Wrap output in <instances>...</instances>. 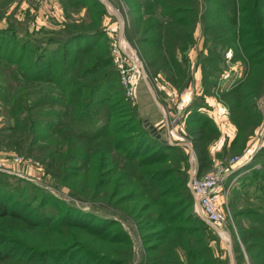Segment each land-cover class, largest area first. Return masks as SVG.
<instances>
[{"label": "trees", "instance_id": "1", "mask_svg": "<svg viewBox=\"0 0 264 264\" xmlns=\"http://www.w3.org/2000/svg\"><path fill=\"white\" fill-rule=\"evenodd\" d=\"M10 1L3 0L0 5ZM84 4L83 0H61L64 10L67 6H77L80 10ZM129 6L135 16L130 20L129 27L126 23L124 25L126 38L139 50L147 68H152L153 75L164 72L174 86L189 87L193 82L191 72L187 71L185 78H181L186 68L177 62V54L187 48L197 25L202 26L204 32L214 31L216 37L222 33L225 38L223 43L230 46L237 59L250 64L246 82L216 96L227 108L226 116L235 128L230 147L224 145L218 157L224 158L227 152L240 147L243 149L249 136L260 125V113L253 100L264 92V0H133ZM212 6L216 7L215 11L211 9ZM92 8L86 11L87 21L68 22L63 32L41 30L44 37L34 39L37 46L17 43L22 48L18 58L2 52L13 50L15 43L0 46V74H6L3 79L6 82L9 77L17 82V87L9 85L4 88L0 85V90L6 92L0 99L14 124L0 130V145L33 156L46 175L66 185L82 173L93 174L92 189L87 192L79 189L74 193L73 196L79 200L98 199V193L105 184L107 186L110 174L117 170L120 186L134 183L136 189L124 194L120 204L140 196L146 198L133 213L146 253L139 264H227V255H222L219 245L220 242L224 245L220 237L194 211L187 173L181 170L185 157L178 145H171L162 138L164 129H155V135H152L140 127L135 115L136 108L127 106L121 97L119 125L114 123L112 129L94 132L85 129L90 108L98 104H101L106 119L115 120L114 114L118 113L113 107L116 98L110 103L105 102L103 96L107 94L106 88L113 87L114 95L123 96L116 86L109 85L118 74L116 69L103 70L101 67L102 64L106 68L112 64L108 55L101 53L103 46L96 52L89 49L87 43L80 44L81 41L104 36L103 31L96 28L100 20L95 18L104 10ZM214 13L217 17H214ZM213 20L216 27L209 24ZM10 24L5 29L0 28V39L15 34ZM85 26L87 29L81 30ZM208 39V42L217 40L213 36ZM208 42L206 37L205 43ZM44 43L57 44V47L45 49ZM70 47H74L72 53L62 51ZM214 52V49H209L208 57L200 56L193 66L200 69V88L182 117L183 122L187 123V135L200 175L211 169L213 157L210 145L220 137L214 120L200 111L216 78L215 64L218 62L213 56ZM166 53L169 59L165 57ZM48 65H51L50 69ZM21 81L26 90L25 99L18 88ZM10 88L18 89V93H8ZM53 90H56L55 94ZM34 91L36 95L28 100L27 97ZM42 123L49 132L47 140L41 147H34L36 137L32 134L35 126ZM9 129L20 131V136L22 130L27 132V139L18 138L16 133H2ZM118 132L120 136L114 135ZM149 148L154 152L147 151ZM164 150H175V160L179 165L174 163L173 167H167V162L172 158L167 162L159 160L157 156ZM142 151L145 154L140 156ZM177 155L179 160L176 159ZM258 157L261 158L257 153L253 159ZM261 167L263 173L258 175L260 183H252L259 192L258 202H249L238 208L234 199L230 201L234 219L246 217L250 221L247 227L237 223V236L244 244L246 256L252 264H264V161ZM117 190L118 185L111 192ZM11 192L14 191L0 189V264H132L131 241L118 222L112 221L113 227H107L104 225L105 219L61 201L60 208H57L61 215L53 223L56 217H49L39 209L42 202L29 207L28 195ZM39 196V201L43 198L44 202L53 198L45 193ZM190 207L193 208V215L188 211ZM240 209L245 211L236 215ZM184 212L191 217L179 222ZM86 218L89 219L87 224L98 225L84 224L82 221ZM13 224L21 227V230L19 227L16 229L26 238L4 233L3 230L13 227ZM73 250L85 254V258H74L71 256ZM234 258L247 264L237 247Z\"/></svg>", "mask_w": 264, "mask_h": 264}, {"label": "rangeland", "instance_id": "2", "mask_svg": "<svg viewBox=\"0 0 264 264\" xmlns=\"http://www.w3.org/2000/svg\"><path fill=\"white\" fill-rule=\"evenodd\" d=\"M84 1V8L80 9L76 6H67L66 9L61 5V0H21L19 4L16 5V8H12L9 13L3 14L5 10H7L10 7L4 6L2 10L0 9V18L4 15L5 21L0 22V28L5 29L9 27V24L14 27L15 34L12 37H9L7 39H0V46L5 45L10 46L13 45L15 47L12 49L2 50V52L5 55H10L13 58L19 57V52L22 50L18 44H35L36 42L34 39L37 37H44V32L41 30L47 29L48 32H63V29L66 28V24L68 22H77L81 19L88 20L87 18V10H89L91 7L94 9L99 10L100 8L104 10L103 14H99L95 18L100 20V24L96 27L98 30L103 31L104 36L102 38H94L89 41H81L80 44L87 43L86 46L89 47L92 51H100L102 49L101 46H103L102 54L105 53L108 55L110 61H111V67L103 66L101 65L102 69H113L115 70V62L112 60L114 58L112 54L111 49V42L113 41V38L117 37V32L119 31V22H121V26L123 28V36L125 40L130 44L132 50L134 51L135 55L139 58V60L143 64V68L145 71V78H138L137 84H136V91L135 95L132 98L125 97L123 93V89L120 83V79L118 74L115 76L114 81L110 82L109 85L116 86V89H118L121 92V95H114V88L108 87L107 94L103 97L106 98L104 100L107 103H110L116 98V101L114 102V108L117 109L118 113L114 114L113 121H110L105 118L102 106L101 104L92 106L89 110V114L86 116V124L85 129H89L90 131L94 132L99 129H112L114 126V123L116 125L120 124V97L123 100V103H126L127 106L133 108H136V119L137 123L140 125V127H143L145 130H148L145 126V123H148L152 128L158 131H161L160 128L164 129V132H160L161 136L164 140L169 142L166 132L167 129L164 126V116L162 112L159 109V106L157 105L155 99H158L161 103L160 104H166L168 105V100L163 103L165 100V97L170 98L174 95L175 92L181 91L184 87L181 85L174 86L173 83H171L168 79V77L165 75V73H160L158 75H153L151 69L147 68L145 61L143 60L142 56L139 53V50L132 45V43L126 38L124 34V25L126 23L127 27L130 26V20L132 19L135 14L132 12L129 2H132L133 0L129 1H123V0H102L105 1L110 5V10H107V7L105 6L104 2L101 0H83ZM44 2L50 4L49 11L48 9H43ZM21 3H23V8H20ZM45 3V4H46ZM60 4V8H56L55 12H51L53 9L54 4ZM32 5L34 9L29 8V6ZM48 5V4H46ZM6 7V8H5ZM80 7V6H79ZM92 8V9H93ZM18 9V10H17ZM59 9V10H58ZM91 9V10H92ZM211 9L213 11L216 10V7L212 6ZM112 10V11H111ZM67 13V17H66ZM90 14V13H88ZM95 14V10L93 12V15ZM214 17H217V14H213ZM118 16V18H117ZM119 19V20H118ZM9 22V24H8ZM209 24L215 26L216 22L215 20L209 22ZM132 26V24H131ZM202 26L197 25L196 29L193 32V37L191 39V42L187 43V48L177 54V62L179 65H184L186 70L180 75L181 78L184 79L185 75L189 72H192L193 64L198 63L199 57H208L209 49H214V58L218 64H215L216 67V78L213 80L214 85L210 88V91L208 93V96L217 99L216 96L220 94L222 91L235 87L239 84H242L244 81L246 82V79H248L250 74V64L248 62H241L237 59V57L234 55V52H232V49L229 45L224 44V36L222 33L220 34V37L215 36L214 31H207L204 32L201 28ZM216 27V26H215ZM87 29L86 26L81 28V30ZM50 33H47L50 35ZM56 35V34H55ZM63 35V33H62ZM61 35V36H62ZM215 38L217 40H213L212 42H208L210 38ZM207 37V42H206ZM45 49H49L52 47H55L57 44H43ZM35 46H37L35 44ZM57 47V46H56ZM38 49V48H37ZM73 52L74 47L65 48L62 50ZM49 57V56H47ZM165 57L169 59V54H165ZM201 57V58H202ZM7 58V57H6ZM101 59H104V57H101ZM250 63V62H249ZM49 69L51 68V65L47 66ZM13 67L11 68V70ZM183 69V68H182ZM167 72V70H165ZM117 73V72H116ZM6 78V74L2 75L0 74V85L4 88H8L9 85L16 86L15 83H17L14 78L9 77L8 81H4L3 79ZM23 82L21 81V87H18L20 89V92L24 93V99H25V92L26 90L22 87ZM121 87V89H120ZM24 89V90H23ZM122 90V91H121ZM55 94L56 90H53ZM260 91V88H259ZM2 92V93H1ZM8 93H18V89H9L7 91ZM6 93L3 90H0V97ZM34 91L31 93L27 99L31 100L36 94ZM213 94V95H211ZM194 96L192 95L190 103L193 101ZM211 99V98H209ZM212 100H209L211 102ZM218 101V99H217ZM253 101L256 103V109L260 113V125L258 129L255 131L254 134L249 136L248 142L246 146L240 147L239 149H235L234 151L227 152L226 156L224 158L228 157H237L238 163L235 164L232 168L235 167L234 172L229 178H226L224 182H222V185L219 189V196L217 198V204L218 208L224 217L223 223L220 224V228L229 234L231 239V247H230V259L228 256L229 249L222 245L220 242L219 245H221V249L223 254L227 255V264H246L245 262H242V260H238L234 258V250L236 247L240 249V252L243 253L245 257V261L247 264H252L250 260L247 258L245 250H244V244L237 236V223L239 222L241 226L247 227L250 223L249 219L246 217H241L238 219H234L233 210L231 206V199H234L236 201L237 207H243L247 205L249 202L257 203L258 199L257 196L259 195V192L255 188V186L252 185V183H255L258 185L260 183V179L258 178V175H261L263 172L262 169V161H264V92L259 97L255 98ZM167 102V103H166ZM219 102V101H218ZM188 104V106L190 105ZM221 103V102H220ZM9 104V103H7ZM222 104V103H221ZM5 104H3L2 100L0 99V130L7 129L9 127H12L13 121L9 117L10 112H6ZM10 105V104H9ZM187 106V107H188ZM204 108H201V112H203L205 115L210 116V107L206 100H204ZM223 112L221 113L222 116H226V107L224 104H222ZM173 107H170L169 111H172ZM187 108L184 110L183 115L181 116V122L178 126L175 127V131L171 134V140L173 144L171 145H178L179 151L184 155L185 161L181 165V170L186 174L187 170L190 166L189 163V152L184 147L183 143L190 142L189 136L187 135V123L183 122L182 117H184V114L186 112ZM116 111V110H114ZM118 115V116H117ZM150 120L153 118L155 121L154 123H149ZM212 118V117H211ZM224 118V117H223ZM213 119V118H212ZM226 120H228L227 116L225 117ZM214 120V119H213ZM125 121V120H124ZM216 124H219L220 126L223 125V122H220L219 119L214 120ZM83 124V125H84ZM46 126H44V123L37 124L34 128V134L36 137L34 147H41L45 144L47 140L48 131H46ZM221 129H223L221 127ZM149 131V130H148ZM18 132V133H17ZM14 132V130H3L2 133L5 135H13V133H16L17 137H23L27 139V132H24L23 130L21 132L22 136H20V131ZM150 132V131H149ZM15 135V136H16ZM114 135L120 136V132L115 133ZM31 137V136H30ZM232 141V138L227 141V136L224 138L223 142L218 145V148L213 152L212 157L219 158L218 154L221 152L222 147L225 145L226 148L230 147V143ZM182 143V144H179ZM217 141L213 142L210 146L215 147ZM147 151L151 152L154 150L149 148ZM175 150H164L161 155L159 154L157 158L159 160H164L167 162L172 158L170 162H167V167H173L177 163L179 165V162L175 160L176 155ZM260 155L261 158L253 159V156ZM12 154H15L22 158V174L23 176H17L12 174H6L3 172H0V189L2 191H14L20 192L24 196L28 195L30 199H28L30 206L33 207L35 205H38L37 202H42L43 204H39V209H41L45 215H48L49 217L55 216L56 218L53 219V223H56L58 218L60 217L59 209L61 206V201L64 202L67 206L70 207H77L83 212H90L91 215H94L96 217H99L101 219H105V226L107 227H113L112 221L118 222L120 226L123 228V230L128 234L129 239L131 241L132 249H133V256H132V264H139L140 261L144 259L145 251L143 250L144 244L141 239V236L139 232L137 231V225L136 222L133 220V213L139 209V207L143 204L146 199L143 196L137 197L135 200H127L128 202H122L120 204V200L124 199V194H127L129 192H132L135 188L134 183H129L128 185L120 186V182L118 180V170L117 172L110 174V178L106 181V184L101 189V192L99 194V198L96 200H79L74 195V193H77L79 189H84L86 192L87 190L92 189L93 185V174H80L75 179H72L69 181V183L63 184L60 182H57L55 180H52L48 175L44 173L41 166H39L36 161V158L33 156L27 155V154H21L18 152L15 148L7 147L6 145H0V156L3 158H8ZM145 154L144 151L140 152L139 155ZM176 159L179 160V156H176ZM175 160V161H174ZM90 163V162H89ZM160 167V166H158ZM211 169L207 173H211ZM28 177V179L26 178ZM32 179V180H31ZM262 183V181H261ZM116 185H118L117 192H111L113 189L116 188ZM139 190V189H137ZM41 193H45L47 195H50L53 198L48 199L46 202H44L42 199L40 200ZM236 193V195H234ZM89 196V195H87ZM126 197V196H125ZM21 197L18 198L20 200ZM62 209V208H61ZM183 209V208H182ZM181 209V210H182ZM193 213V208L190 207L188 210ZM240 211L244 212L245 210L240 209L237 213ZM193 215V214H192ZM186 217L189 216L188 212H184L179 217V222H182ZM89 219H84L82 222H85L84 224H87ZM87 225L91 226H97L98 223H88ZM13 227L5 228L4 233L10 235V236H16L18 238H26V236L20 231L21 227L19 225H12ZM17 227L20 228V230L16 229ZM101 228V227H100ZM117 228V226H116ZM2 229V228H1ZM82 238L84 239L83 235ZM81 238V237H79ZM81 238V239H82ZM220 241V240H218ZM215 246V245H214ZM213 246V247H214ZM215 248V247H214ZM78 250H73L71 253V256L74 258L77 257L78 259L85 258V254L78 253ZM217 255V254H216ZM232 258V259H231ZM236 259V260H235ZM93 263V262H91Z\"/></svg>", "mask_w": 264, "mask_h": 264}, {"label": "built area", "instance_id": "3", "mask_svg": "<svg viewBox=\"0 0 264 264\" xmlns=\"http://www.w3.org/2000/svg\"><path fill=\"white\" fill-rule=\"evenodd\" d=\"M104 4L109 11L111 8L110 5L105 1ZM118 30L117 37L113 38L111 42L112 54L114 56L113 60L125 97L133 99L136 91L137 79L145 78L146 75L142 62L135 55L130 44L123 36L121 22H119ZM192 95L191 89L185 87L181 91L175 92L170 98L165 97L164 102L168 100L167 106L166 104H160L161 102L155 99L164 116V126L167 129L166 136L171 144H173L170 142L171 134L175 131V127L181 122L180 118L190 103ZM170 107H173L172 111H169ZM183 145L189 152L190 166L187 170V186L193 196L194 211L198 217L211 226L230 251V236L220 228V224L223 223L224 217L218 208L217 198L222 182H224L230 172L235 169V167H232L237 164L239 160H237V157L223 159L213 158L211 167L212 172L200 175L198 173L197 160L191 142L183 143ZM20 170L22 171L21 157L15 154H12L8 158L0 156V172L23 176ZM26 178L28 179V177Z\"/></svg>", "mask_w": 264, "mask_h": 264}, {"label": "crops", "instance_id": "4", "mask_svg": "<svg viewBox=\"0 0 264 264\" xmlns=\"http://www.w3.org/2000/svg\"><path fill=\"white\" fill-rule=\"evenodd\" d=\"M2 1L3 0H0V3H2ZM20 2H21V0H12V1L6 3L5 5L4 4L0 5V9L2 10V8L4 6L10 7V8H8L7 10H5L3 12V14L5 15V13H9L12 8H16V5L19 4ZM45 3L46 2H44L43 9H48V11H49V8L51 6H50L49 3H46L48 5H46ZM20 8L21 9L23 8V3H21ZM29 8L34 9V7L32 5H30ZM56 8H60V4L59 3L53 5V9L51 10V12H55ZM0 13H2V12H0ZM4 15L1 16L0 22L2 20V21H4L6 23ZM193 66H194V64H193ZM191 73L193 74V82L189 85V88L191 89L192 94L194 96V95H196L198 93V90L200 88L201 73H200V69L199 68H192V72ZM209 98H211V99H209ZM205 100H206V102L208 103V105L210 107V110H209L210 111V116L214 120L217 118V119H219L220 122H223L222 126H220L219 124H216L218 129H219V131H220V137L218 138V140H216L217 144L215 143L216 144L215 147L211 148V146H210V153L212 155L213 152L218 148V145L223 142V140H224V138L226 136H227V141H229L231 138H233V136L235 134V128L231 125V123L228 120L225 119V116L221 117V113L223 112L224 108L222 107V104L217 101V99H214V98H212L210 96H206ZM209 100H212V101L209 102ZM163 103H164V101H163ZM154 122L155 121L153 120V118L151 120L149 118V123H154ZM221 127L223 129H221ZM229 254H230V251H228V256H229V259H230V255Z\"/></svg>", "mask_w": 264, "mask_h": 264}, {"label": "water", "instance_id": "5", "mask_svg": "<svg viewBox=\"0 0 264 264\" xmlns=\"http://www.w3.org/2000/svg\"><path fill=\"white\" fill-rule=\"evenodd\" d=\"M102 1V0H101ZM104 2V1H102ZM145 126L147 127V129L150 131V133L152 135H155V130L152 128V126H150L148 123H145ZM157 137H159V135H157ZM234 172V170H232L230 173ZM230 255H231V252H230ZM232 259V258H231Z\"/></svg>", "mask_w": 264, "mask_h": 264}]
</instances>
